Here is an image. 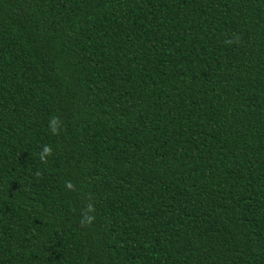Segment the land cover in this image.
<instances>
[{
  "label": "trees",
  "instance_id": "obj_1",
  "mask_svg": "<svg viewBox=\"0 0 264 264\" xmlns=\"http://www.w3.org/2000/svg\"><path fill=\"white\" fill-rule=\"evenodd\" d=\"M0 264H264V0H0Z\"/></svg>",
  "mask_w": 264,
  "mask_h": 264
},
{
  "label": "clouds",
  "instance_id": "obj_2",
  "mask_svg": "<svg viewBox=\"0 0 264 264\" xmlns=\"http://www.w3.org/2000/svg\"><path fill=\"white\" fill-rule=\"evenodd\" d=\"M236 39H237V41H238V40H239V37H237ZM228 43L231 44L232 41L229 40ZM56 119H58V118H54L53 120H51V121H50V125H55V123H56ZM44 153H45V154H49V155L51 154V148H50V146H45V147H44ZM42 158H43V157H42Z\"/></svg>",
  "mask_w": 264,
  "mask_h": 264
}]
</instances>
